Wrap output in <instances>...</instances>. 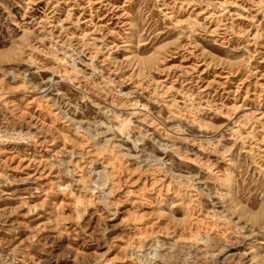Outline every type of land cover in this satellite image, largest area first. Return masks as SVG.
I'll use <instances>...</instances> for the list:
<instances>
[{
	"label": "rangeland",
	"instance_id": "1",
	"mask_svg": "<svg viewBox=\"0 0 264 264\" xmlns=\"http://www.w3.org/2000/svg\"><path fill=\"white\" fill-rule=\"evenodd\" d=\"M0 264H264V0H0Z\"/></svg>",
	"mask_w": 264,
	"mask_h": 264
}]
</instances>
